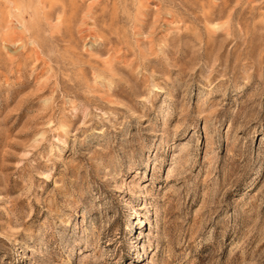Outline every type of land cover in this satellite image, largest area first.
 I'll use <instances>...</instances> for the list:
<instances>
[{
    "label": "rangeland",
    "instance_id": "374dc122",
    "mask_svg": "<svg viewBox=\"0 0 264 264\" xmlns=\"http://www.w3.org/2000/svg\"><path fill=\"white\" fill-rule=\"evenodd\" d=\"M0 264H264V0H0Z\"/></svg>",
    "mask_w": 264,
    "mask_h": 264
}]
</instances>
